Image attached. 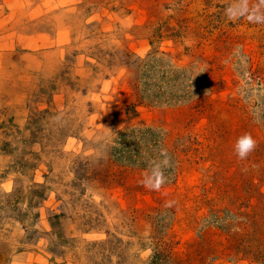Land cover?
Returning <instances> with one entry per match:
<instances>
[{"label": "rangeland", "instance_id": "obj_1", "mask_svg": "<svg viewBox=\"0 0 264 264\" xmlns=\"http://www.w3.org/2000/svg\"><path fill=\"white\" fill-rule=\"evenodd\" d=\"M257 15L0 0V264H264Z\"/></svg>", "mask_w": 264, "mask_h": 264}, {"label": "clouds", "instance_id": "obj_2", "mask_svg": "<svg viewBox=\"0 0 264 264\" xmlns=\"http://www.w3.org/2000/svg\"><path fill=\"white\" fill-rule=\"evenodd\" d=\"M261 3H264V0H261ZM254 19L257 21H264V16H254ZM257 146V141L253 138L250 132H245L239 136L234 144V151L238 159L244 160L255 150ZM12 264H16L15 258L12 261Z\"/></svg>", "mask_w": 264, "mask_h": 264}]
</instances>
